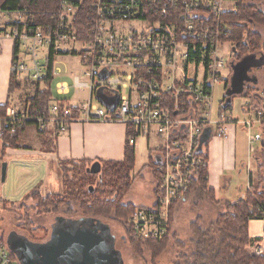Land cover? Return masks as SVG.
Returning <instances> with one entry per match:
<instances>
[{"label": "built area", "instance_id": "built-area-1", "mask_svg": "<svg viewBox=\"0 0 264 264\" xmlns=\"http://www.w3.org/2000/svg\"><path fill=\"white\" fill-rule=\"evenodd\" d=\"M0 1V41L9 39L17 49L12 64L16 80L47 90L48 78L61 77L56 62L60 57L77 56L81 69L71 76L74 103L52 98L47 116L33 114L29 107H9L0 119V138L3 126L11 127L13 134L16 128L35 124L39 134L58 138L77 122L124 125L129 147L135 148L139 139L146 141L155 180L152 204L136 206L124 226L143 240H162L171 206L182 202L208 169L205 145L198 150L203 133L209 129L211 138H223L228 124H242L248 133L253 128L251 118L240 124L228 108H221L218 120L211 117L213 88L230 56L220 53L232 33L226 17L236 15L238 2L246 0H90L81 20L78 14L86 0H59L50 21L35 26L29 10L3 8L8 0ZM56 87L60 98L69 95L66 82ZM100 90L108 103L98 102ZM243 108L256 113V122L262 119V109L250 102ZM249 140L252 153L261 136L250 135ZM249 166L250 160L247 170ZM256 216L263 236L247 252L259 256L264 252V203H257ZM0 264H16L1 240Z\"/></svg>", "mask_w": 264, "mask_h": 264}, {"label": "trees", "instance_id": "trees-1", "mask_svg": "<svg viewBox=\"0 0 264 264\" xmlns=\"http://www.w3.org/2000/svg\"><path fill=\"white\" fill-rule=\"evenodd\" d=\"M89 2L90 0H86L79 12L78 18L80 20L89 12ZM58 3L59 0H8L3 8L8 7L11 10L26 8L33 13V25L35 26L49 22L52 13L57 10ZM237 7L238 12L236 15L226 17L232 32L228 40L233 42L237 54L240 58H243L259 51L262 47L261 38L253 32L251 24L264 25V14L255 6L246 4L245 1H239ZM16 54L17 49L14 47V56ZM52 61L53 57L50 56L49 67H51ZM14 84L16 88V78L12 76L10 94ZM50 84L51 79L48 78L46 80L48 89L39 91L38 85L33 97L27 100L31 113L40 116L48 115L49 102L53 98ZM7 108H9V104L0 107V119L5 117ZM262 114L264 116V107ZM262 126L264 129V124ZM23 129L24 127L16 128L12 134L11 127L3 126L2 152L6 148H17L18 136ZM55 139L54 134H46L42 142L43 149H48V145L52 144ZM204 148L207 157V144ZM262 155L261 157L264 158V155ZM94 162H98L101 168L97 175V186H89L90 184H88L85 189L83 187L73 189L64 196L52 194L42 196L37 188H34L24 196L21 205L28 200H34L36 202L34 208L40 215L60 211L62 215L72 216L77 210V212L82 213L81 217L84 218L103 219L122 225L126 224L127 218L136 209V206L125 202L136 178L132 175L135 167L134 148L129 147L126 143L124 159L120 162L70 161L60 163V165L68 164L72 166L73 170L66 174L68 182H72L81 173H84L90 179L94 177L95 175L87 171ZM263 164H260L258 168H263ZM146 167L148 168V165ZM207 174L206 168L185 197L188 195L193 206H196L199 202H209L215 208V215L213 218L206 220L202 216H197L190 223L188 248H186L184 242L175 241L174 247L179 249L175 257L176 264H264V253L257 256L254 253L247 252V248L257 245L260 241L252 240L249 237L248 224L252 220H257V203H264V189L260 187L264 181L259 178V185L254 187L249 183L247 192L239 200H216L214 191L207 186V179H205ZM89 187H93L92 192ZM179 203L171 206L168 233L160 241L143 240L137 237L131 229L125 227L132 250L135 253L140 254L141 248H148L152 252V257L155 258L168 248L170 239H174L171 232L172 222L175 211L181 206ZM18 208L22 207L19 206Z\"/></svg>", "mask_w": 264, "mask_h": 264}, {"label": "rangeland", "instance_id": "rangeland-1", "mask_svg": "<svg viewBox=\"0 0 264 264\" xmlns=\"http://www.w3.org/2000/svg\"><path fill=\"white\" fill-rule=\"evenodd\" d=\"M259 10L264 12V5L258 6ZM256 34H259L262 45H264V25L261 27H257ZM230 40L225 39L223 43V47L220 50V53L225 55L229 47L226 45ZM264 50V47H263ZM262 52V51H261ZM260 52L256 53V58L252 59L248 64L247 67H249V72L247 68L243 70L237 77L244 82L245 80H248L250 71H254L257 68H259L260 64L264 61V55H259ZM239 56V55H238ZM226 57V56H225ZM240 57V56H239ZM78 57L77 56H71V57H60L57 59L60 61H64L67 64V72L63 70V67H61L62 76L64 78H58L51 82L50 89L53 95V98H56V100H71L72 103L75 102V95L74 90L71 88L72 86V78L71 76H75L81 72L80 65L78 63ZM229 60L227 59L225 61L226 63V70L222 72L221 81L218 84L214 85L213 93V106H212V120L216 121L219 118V115L221 114L222 106L224 104L229 105L228 114L230 117L238 121L240 124L242 122H245L248 120V118H251L249 120L252 121V126L255 128L260 127V125L264 124V116L262 115V119L258 120L257 116H255V112L253 113H244L242 112L243 106H245V103L248 99L242 98L236 91L240 89V84H237L234 89H232V94L229 95L230 91L225 89L224 81L227 79V72H228V64ZM68 73V74H67ZM72 73V74H71ZM261 75L258 74L256 77L259 85L263 87V81L260 77ZM247 77V78H246ZM60 82H66L69 86V95L67 97H59L57 96V83ZM38 87V84L31 83L27 80H21L20 82V90L19 92V103L20 107L18 106L19 110H23L25 107H28L27 100L31 99ZM258 88V85H257ZM15 84L12 88V96L15 93ZM39 91H43V86L40 85V88H38ZM48 89V88H47ZM259 89V88H258ZM19 90V91H20ZM260 90V89H259ZM86 92L82 93L80 95V98L83 100L86 98ZM97 100L98 102L102 104L108 103V98L106 96V93L103 90L98 91L97 93ZM249 102L253 104V101L250 99ZM253 111V110H252ZM252 116L250 117V115ZM248 115V116H246ZM246 116V118H245ZM242 126V124H241ZM263 127V126H262ZM24 130H26L20 137L18 144L21 145L24 148H27L26 142L28 143H35L37 141L41 142L46 134H39L36 129L35 124H28L24 127ZM259 135L261 136V140L264 142V129L262 130L259 128ZM2 137V136H1ZM260 141L256 142V144H253L254 148H257L260 146ZM148 147H152L154 145V140H150L148 143ZM135 152V167L132 171V175L135 178V181L133 183L132 189L126 196V203H129L131 199L135 198V200L139 199L142 203H145L146 205H150L152 203L151 199L147 198L146 193L150 194V191L153 187V184L155 182L154 176L152 175L149 168L146 166L149 163V157L147 152V143L144 139H139L138 143L136 144V147L134 149ZM264 155V144L263 148H258V154L255 155L254 158H256L257 162L251 159L250 161V170L248 171L249 174L247 176V169L245 167L244 170L240 171V168L242 167V164L244 162L239 161L237 169L234 171H230L227 173V176L229 177L228 182V190L225 193H222L220 199H226L230 201H236L243 197L245 192H247V187L249 183L252 185V187L259 185L258 180L261 178L264 181V167L258 168V166L262 163H264V158L261 157V155ZM262 155V156H263ZM258 158V159H257ZM27 163L20 164L19 168L16 169L15 166L11 165L9 170L6 171V180L3 184H0V196L6 197V199L11 202H0V211H2V215H4V219L0 220V240L4 241L6 238V235L9 232H16L17 234L21 236H25L26 238L31 239H37V240H47L50 235V226L54 222V219L56 217H68V218H80L82 216V213L80 211L77 212L75 210L74 215L72 216H65L62 215V213L54 212L51 214H45L40 215L38 214L37 210L34 208L36 205V202L34 200H28L23 205V198L25 195H27L29 192H31L34 188H37V184L44 180L43 171L35 161L30 162L26 161ZM7 164V162L5 161ZM246 164V162H245ZM264 165V164H263ZM72 166L68 164H62L58 167L57 172V181L54 184L55 189L53 188V191L51 192L52 195L56 196H64L70 193V191H73V189H78L80 187H85L90 184L89 186H97V177L94 176L91 179L88 178L84 173L79 174L80 176H77L74 178L72 182H68V179H66L68 176L66 175L69 171H72ZM251 172V173H250ZM142 186V188L140 187ZM264 189V183L260 186ZM50 190L48 184L46 186L40 188H37V191L39 193L41 192L42 196H46L48 191ZM147 190V191H146ZM219 200V199H218ZM17 201V202H14ZM181 206L175 211V214L173 216V222H172V235L174 239H170L168 248L159 254V256L153 258L152 252L148 248H141L140 254H137L132 250L130 239L128 238L126 228L124 225L120 223H116L113 221L110 222L111 225V231L112 234L117 237V243H116V249H118L121 252V257L123 260V264H176V254L179 252V249L174 247L175 241H181L184 242L186 248H188L187 241L190 238V232H189V225L190 223L197 217L202 216L206 219H211L215 215V208L207 201L199 202L196 204V206L192 205L191 200H188L187 203H179ZM183 204V205H182ZM21 206L22 208H18ZM103 220V219H102ZM105 222V220H103ZM124 237V240H120ZM5 242V241H4ZM264 253V252H263ZM256 255V254H255ZM258 256V255H257Z\"/></svg>", "mask_w": 264, "mask_h": 264}, {"label": "crops", "instance_id": "crops-1", "mask_svg": "<svg viewBox=\"0 0 264 264\" xmlns=\"http://www.w3.org/2000/svg\"><path fill=\"white\" fill-rule=\"evenodd\" d=\"M245 3L248 5H253L259 10L258 6H263L264 0H246ZM260 12L264 14V12ZM261 26L262 25L251 24L253 32L256 31L257 27ZM226 45L229 47L228 52L230 54V56L226 58L230 62L228 64L227 79L224 81V85L225 89L230 91L232 88V78L235 74L233 72V66L241 59H239L237 53L232 52V49L234 48L232 41L228 42ZM263 47L264 45H262L259 51L249 54V56L256 58L257 52H260L259 55H264ZM13 56V42L9 39L0 41V107L9 104V107L18 109V106L20 107L19 92H21V80H16L17 89L15 90L13 96L12 93L10 94ZM56 62L58 63L57 66L60 68L63 67V70L67 72L66 69L68 66L64 61L56 60ZM250 72L251 73L247 75L249 79L248 81L243 82L242 90L240 91L239 95L242 98L249 100L251 99L253 101V106L256 109H263L264 84L263 87H261L256 77L258 74H260V77L264 83V61L260 64L259 68ZM58 78L60 79L64 77H57L54 80ZM257 85L260 90L257 88ZM224 106H226L228 109L230 107L229 105L224 104L222 108ZM245 114L246 113H244V115ZM259 128L262 130V125H260V127H256V130L254 131L253 129L255 128L253 127L251 133H248L246 128L241 125L234 123L228 124L226 126V135L223 138H211L207 143V186L209 189L214 191L216 200L220 199L222 193L227 192L229 187L228 182L230 181L227 173L236 170L239 161L244 162L240 168V173L245 169V162L248 160L251 161V159H253L254 163L255 161L257 162L256 158L254 157L256 154H258V148H263V140H260V146L257 148L253 147L254 151L250 153L249 138L250 135L259 134ZM25 131L26 130L23 129L22 132L24 133ZM22 132H20L18 136L16 143L17 148H6L4 152H2L0 138V163L6 161L7 169L9 170L10 163L11 165L15 166L16 169H18L20 164L27 163L26 161H35L39 166H41L40 168L42 169V173L44 175V180L37 184V188H42L48 184L50 190L47 194H51L53 188L55 189L56 187L54 184H56L55 182L57 181V172L60 163H67L70 161L120 162L124 159V150L126 147V128L124 125L119 123H74L66 134L56 138L52 144L48 145V149L46 150H44L42 147L43 140L41 142L37 141L35 143L26 142V145L28 146L27 148L19 145L18 141L19 137L23 134ZM254 144H256V142ZM249 170L250 169L247 170V176L249 174ZM140 187L142 188V186ZM248 188L249 185L246 190H248ZM146 196L153 202L152 189L150 194H148V192L146 193ZM187 198L188 195L182 201L183 204L190 200ZM0 202L5 203L9 201L6 199V197L0 196ZM129 204L137 207L149 206L145 203H142L139 199L135 200V198L131 199ZM1 219H4L2 211H0V220ZM54 222L51 224V226L54 224ZM51 226L50 232L52 229ZM248 234L252 240H260L263 236L261 222L258 220L250 221L248 224ZM4 241L6 243V240Z\"/></svg>", "mask_w": 264, "mask_h": 264}, {"label": "water", "instance_id": "water-1", "mask_svg": "<svg viewBox=\"0 0 264 264\" xmlns=\"http://www.w3.org/2000/svg\"><path fill=\"white\" fill-rule=\"evenodd\" d=\"M254 59L253 56H245L233 66L234 77L232 78V89L240 84L242 90L243 80L237 76L243 72L245 68L249 70L247 64ZM247 78V77H246ZM248 81V80H245ZM227 108L226 106L223 107ZM211 139V130H206L200 138V151ZM100 164L94 162L87 170L92 175H97L100 172ZM7 164L0 163V183L6 180ZM93 191V187H89ZM68 221L62 218H55V222L51 227V232L48 240L42 244H32L27 241H21V237L12 235L8 237V246L10 250L22 261L20 248L25 246L24 254L25 261L28 264H119L113 257L114 253L105 246L103 236L96 230L89 229V219H81L75 223L82 224L83 228L70 230L64 227V222ZM35 259V260H34ZM23 263V261H22Z\"/></svg>", "mask_w": 264, "mask_h": 264}, {"label": "flooded vegetation", "instance_id": "flooded-vegetation-1", "mask_svg": "<svg viewBox=\"0 0 264 264\" xmlns=\"http://www.w3.org/2000/svg\"><path fill=\"white\" fill-rule=\"evenodd\" d=\"M232 52L233 53H237V51L235 50V47L232 49ZM239 59H241V58L239 57ZM247 102H249V99L247 100ZM252 106H253V104H252ZM242 112L246 113L247 111L244 108H242ZM97 175H95V176L98 178ZM58 218H62V219L68 220V221H65L64 222V225H65L64 227H66L67 229H70V230H74V229H79L80 230L81 228H83L82 224L75 223V222H77V221H79L81 219H89V220H91L90 221L91 223H89L90 224L89 225V229L90 230H96V231H98L103 236L105 246H108V248H110V250L112 251V253H114L113 257L116 259V261L119 262V264H123V260H122V257H121V252L118 249H116L117 237L112 234V231H111V228H110L111 227L110 222H107V221L104 222L102 220L91 219V218H84V217H80V218H64V217H58ZM12 235L21 237L22 238L21 241L24 240V241H27V242L32 243V244H42V243H44V242H46L48 240L47 239V240L42 241V240H37V239L26 238L25 236H21V235L17 234L14 231L9 232L6 235V238H5V240H6V246H7L8 250L10 251V253H11L12 257H13V260H14V262L16 264H28L29 262L28 261H25V259H26L25 254H24L25 246H24L23 243H22L23 246L20 248V250L22 251L20 254L22 256L23 263L10 250V248L8 246V237H11ZM120 240L121 241L124 240V237L121 238ZM35 263L37 264V261L36 260H35Z\"/></svg>", "mask_w": 264, "mask_h": 264}]
</instances>
